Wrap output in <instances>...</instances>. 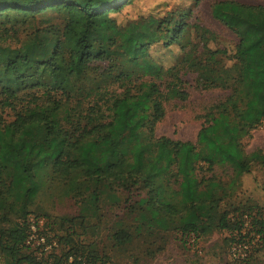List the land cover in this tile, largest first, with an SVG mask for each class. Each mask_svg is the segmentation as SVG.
Returning a JSON list of instances; mask_svg holds the SVG:
<instances>
[{
	"label": "trees",
	"instance_id": "obj_1",
	"mask_svg": "<svg viewBox=\"0 0 264 264\" xmlns=\"http://www.w3.org/2000/svg\"><path fill=\"white\" fill-rule=\"evenodd\" d=\"M131 1L0 3V14L29 17L23 18L21 38L18 28L0 22V254L5 264H107L92 243L73 239V229L58 237L66 246L49 253L51 262L30 250L31 205L56 186L84 199L82 221L104 198H123L131 222L118 221L112 231L119 245L156 228L177 232L183 243L214 230L230 231L233 243H251L257 234L256 244L264 246L263 215L236 201L241 176L264 163V152H247L243 143L264 123V3L213 1L212 17L237 41L229 53L211 49L213 33L196 25L203 49L193 55L185 48L189 40L182 43L188 31L182 17L118 23L111 13ZM49 10L65 16L62 25L35 18ZM160 40L183 49V71L195 87L224 92L203 105L195 141L154 134L164 102L189 96L181 70L164 68L149 56L147 47ZM94 63L107 64L95 79L112 76L120 81V92L108 95L99 84L83 88ZM134 68L141 73L135 75ZM218 167L230 170L226 181ZM46 242L39 238L37 247Z\"/></svg>",
	"mask_w": 264,
	"mask_h": 264
},
{
	"label": "rangeland",
	"instance_id": "obj_2",
	"mask_svg": "<svg viewBox=\"0 0 264 264\" xmlns=\"http://www.w3.org/2000/svg\"><path fill=\"white\" fill-rule=\"evenodd\" d=\"M11 1L16 0H0V3ZM213 1L215 0H132L130 3L124 4L119 11L112 12L111 15L115 16L118 23L147 16L163 18L168 14L182 17L188 23V31L184 37H181L182 43L189 40L185 44V48L191 49L193 55L203 49L199 35L195 31L196 25L205 27L213 33L207 43L209 48L223 47L229 53L237 38L229 29L212 17L210 5ZM237 1L248 4L264 3V0ZM23 18L29 17L21 14H0L2 24L18 28L17 38L24 36L22 28L26 26L25 22L27 21H24ZM35 18H48L50 21L62 25L65 16L62 13L49 10ZM28 21L35 24L43 22L41 19ZM147 49L149 56L162 67L175 66L180 69L184 80L183 87L189 91V96L185 100L170 98L164 102V115L155 123L154 134L195 141L197 130L202 121L200 114H202L203 105L212 102L224 92L219 89L202 90L193 85L189 74L183 71L186 65L184 51L177 42L172 41L164 44L163 40H160L150 44ZM223 61L229 63L228 59H223ZM106 66V63L89 65L82 81L83 88L90 90L99 84L103 87V92L108 95L120 92L123 87L120 81L112 76H100L96 78L99 80L95 79L101 70L106 71ZM133 73L139 75L141 72L134 68ZM85 103L84 101L82 104L85 105ZM243 143L247 152L254 149L264 152V123L254 129L250 136L245 137ZM216 172L226 181L230 170L218 167ZM236 194L239 198L236 201L242 202L245 207L252 206L254 209L252 213L258 209L264 217V163L254 164L248 173L241 176ZM83 200L80 196L74 197L61 193L58 186L50 192L40 193L34 199L31 212L27 215L28 238L32 244L30 250H34L38 259L46 257L48 262H51L52 258L49 257V253H59L66 246L63 240H58V237L73 229V239L92 243L100 255L105 254L107 264H264V246L256 244L259 235L256 234L251 243H233L230 240V231L225 229L214 230L211 234L197 240L188 237L183 243L179 240L177 232L159 231L153 228V234H144L136 237L129 244L119 245L113 240L112 231L116 228L118 221L131 222L123 198L119 200L118 198L116 200L104 198L98 203L95 214L85 213L84 221H82L80 212ZM37 237L43 238V241L40 240V242L47 240V245L37 247L39 239H36ZM0 264H5L1 254Z\"/></svg>",
	"mask_w": 264,
	"mask_h": 264
},
{
	"label": "built area",
	"instance_id": "obj_3",
	"mask_svg": "<svg viewBox=\"0 0 264 264\" xmlns=\"http://www.w3.org/2000/svg\"><path fill=\"white\" fill-rule=\"evenodd\" d=\"M34 229H35V228H34ZM28 240H29V238H28ZM28 240H27V241H28ZM40 240L43 241V238H40Z\"/></svg>",
	"mask_w": 264,
	"mask_h": 264
}]
</instances>
